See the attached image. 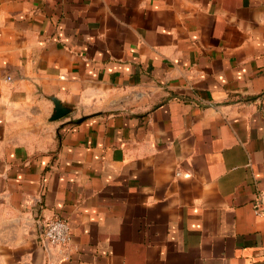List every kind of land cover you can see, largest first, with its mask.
I'll list each match as a JSON object with an SVG mask.
<instances>
[{"label":"crops","instance_id":"1","mask_svg":"<svg viewBox=\"0 0 264 264\" xmlns=\"http://www.w3.org/2000/svg\"><path fill=\"white\" fill-rule=\"evenodd\" d=\"M0 264H264V0H0Z\"/></svg>","mask_w":264,"mask_h":264},{"label":"built area","instance_id":"2","mask_svg":"<svg viewBox=\"0 0 264 264\" xmlns=\"http://www.w3.org/2000/svg\"><path fill=\"white\" fill-rule=\"evenodd\" d=\"M257 213L262 214V209L258 208ZM43 239L47 245L63 249L70 243L71 228L63 219L54 218L48 220L44 226Z\"/></svg>","mask_w":264,"mask_h":264},{"label":"water","instance_id":"3","mask_svg":"<svg viewBox=\"0 0 264 264\" xmlns=\"http://www.w3.org/2000/svg\"><path fill=\"white\" fill-rule=\"evenodd\" d=\"M55 113L53 115V119H59L64 116H66L69 113V109L64 107L63 105L60 104V102L55 101Z\"/></svg>","mask_w":264,"mask_h":264}]
</instances>
